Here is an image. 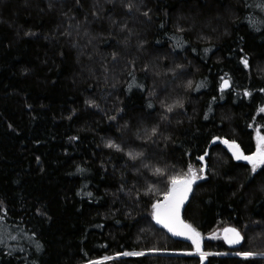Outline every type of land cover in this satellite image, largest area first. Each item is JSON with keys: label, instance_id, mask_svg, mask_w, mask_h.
<instances>
[{"label": "trees", "instance_id": "16d2710c", "mask_svg": "<svg viewBox=\"0 0 264 264\" xmlns=\"http://www.w3.org/2000/svg\"><path fill=\"white\" fill-rule=\"evenodd\" d=\"M261 109L264 0H0V264H264Z\"/></svg>", "mask_w": 264, "mask_h": 264}, {"label": "snow or ice", "instance_id": "6c2138e0", "mask_svg": "<svg viewBox=\"0 0 264 264\" xmlns=\"http://www.w3.org/2000/svg\"><path fill=\"white\" fill-rule=\"evenodd\" d=\"M223 86H227V81H225ZM222 86V87H223ZM246 95L248 93H245ZM171 111V107L168 109ZM264 111V109H261ZM227 143V141H225ZM109 147H117L116 145H109ZM229 148L233 151V155L237 160H246L248 161L253 168V171L260 165H264V136L258 137L257 151L252 156L244 155L239 146L236 144H229ZM131 155V154H130ZM203 159V157H200ZM200 171H203L201 169ZM196 171L194 168L189 166L188 172L182 177H172L168 192L165 194L163 204L157 203L153 205V218L157 223L162 224L167 228L173 235L184 236L187 239L192 241V244L195 246L196 251L200 252V242H199V233L191 227V225L185 224L180 220V207L187 199L188 193L191 191V186L193 182L198 179ZM225 237L224 239L229 244H236L240 242V233L234 228L224 229ZM125 255H142V253H125ZM247 255V254H244ZM204 253H201V259L203 260Z\"/></svg>", "mask_w": 264, "mask_h": 264}, {"label": "water", "instance_id": "95a60500", "mask_svg": "<svg viewBox=\"0 0 264 264\" xmlns=\"http://www.w3.org/2000/svg\"><path fill=\"white\" fill-rule=\"evenodd\" d=\"M225 81H227V86H223L224 85V83H225ZM223 86V87H222ZM220 88H221V90L222 91H227L229 88H230V84H229V81L228 80H226V79H224L222 82H221V85H220ZM229 144H233V143H230V142H227V143H225V141H223V145H224V147L231 153V154H233V151L229 148ZM193 184H194V182H193ZM192 184V185H193ZM191 189H192V186H191ZM190 195H191V191L188 193V196H187V199L184 201V203L181 205V207H180V213H179V216H180V220L181 221H183L185 224H188L187 222H185L184 220H183V217H182V213H183V211H184V209H185V207H186V205H187V203H188V201H189V199H190ZM163 202H164V199L161 201V202H159L160 204H163ZM156 221V220H155ZM158 225L159 226H161L172 238H174V239H176V240H178V241H182V242H186V243H189V244H192V241L191 240H189V239H187L186 237H184V236H176V235H173V233L172 232H170L167 228H165L162 224H160V223H158ZM189 225V224H188ZM226 228H234V227H225V228H223L221 231H220V237H221V239L225 242V244H226V246L227 247H229V248H237V247H239L240 245H241V242H242V236H241V234H240V237H241V239H240V242L239 243H236V244H229L225 239H224V237H225V232H224V229H226ZM234 229H236V228H234ZM236 231L237 232H239L237 229H236ZM199 242H200V239H199ZM193 245V244H192ZM194 246V245H193ZM194 250H195V252L197 253V254H201L202 253V248H201V246H200V252H197L196 251V248H195V246H194ZM108 264V263H107Z\"/></svg>", "mask_w": 264, "mask_h": 264}, {"label": "rangeland", "instance_id": "374dc122", "mask_svg": "<svg viewBox=\"0 0 264 264\" xmlns=\"http://www.w3.org/2000/svg\"><path fill=\"white\" fill-rule=\"evenodd\" d=\"M259 136H264V135H262L258 130H256L255 132H254V151L251 153V154H249V155H246V156H252V155H254L255 153H256V151H257V143H258V137ZM246 163H248L249 165H250V167H251V169L253 170V168H252V165L248 162V161H246V160H244ZM261 166V165H260ZM260 166H258L257 168H256V170L260 167ZM204 257H205V255H204ZM108 259H103L102 261H107Z\"/></svg>", "mask_w": 264, "mask_h": 264}]
</instances>
